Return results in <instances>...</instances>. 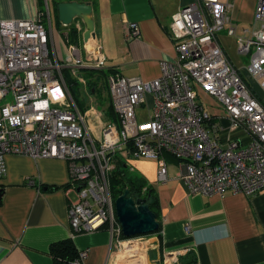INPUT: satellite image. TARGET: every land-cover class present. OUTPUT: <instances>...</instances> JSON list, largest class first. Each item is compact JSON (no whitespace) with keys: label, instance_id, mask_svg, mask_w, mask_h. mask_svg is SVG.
Wrapping results in <instances>:
<instances>
[{"label":"built area","instance_id":"2783aa9c","mask_svg":"<svg viewBox=\"0 0 264 264\" xmlns=\"http://www.w3.org/2000/svg\"><path fill=\"white\" fill-rule=\"evenodd\" d=\"M230 10L229 0H193L178 9L169 23L175 56L160 60L158 77L109 73L117 120L98 122V134L62 73L65 67L72 73L104 69L97 40L89 37L85 57L69 45L71 56L62 63L50 56L47 2L34 19L0 17V185L7 154L66 160L68 188L75 193L68 204L72 234L105 227L115 246L125 239L111 190L120 153L156 159L161 181L167 178L165 153L172 155L184 164L181 178L189 193L264 191V0H257L252 30L238 35ZM226 25L236 34L237 52L249 56L247 76L219 42L217 32ZM128 28L131 37L138 35L136 23ZM199 88L222 113L198 100ZM101 114L95 111L94 117L101 121ZM27 184L35 185L33 177ZM88 255L80 249L70 264H85ZM170 256L165 255L167 264Z\"/></svg>","mask_w":264,"mask_h":264},{"label":"crops","instance_id":"0c3cea01","mask_svg":"<svg viewBox=\"0 0 264 264\" xmlns=\"http://www.w3.org/2000/svg\"><path fill=\"white\" fill-rule=\"evenodd\" d=\"M64 1L91 4L93 38L105 56L103 70L107 75L118 71L149 80L160 75V60L175 56L169 23L178 9L193 0H0V17L34 19L47 2L50 56L64 63L71 56L69 45H77L81 57H85L89 42L84 39L86 27L81 18H76L71 25L59 20L57 5ZM229 1L235 33L240 34L243 29L251 31L252 28L241 26L238 33L237 23L252 22L253 27L257 0ZM129 23L137 24V36L129 35ZM68 70L65 67L62 71ZM79 79L87 84L83 76ZM87 88V96L77 100L69 90L78 108L90 112L87 125L98 134V122L111 120L107 109L112 103L101 107L100 89L94 84L88 93ZM95 111L102 113L101 121L94 117ZM120 156L126 166L132 167L135 176L153 188L158 198L160 229L153 238V248L147 252L148 262L167 264L165 255L170 254V263L178 264V257L191 250L196 264H264V191L250 196L240 192L189 193L181 178L184 164L172 155L165 153L167 178L163 181L157 177L156 159H132L124 153ZM5 161L7 173L0 185V264H57L50 247L67 239L77 251L88 249L85 264H116V246L105 227L72 234L68 204L75 193L68 188L66 160L7 154ZM27 177H33L35 185H28ZM186 224L189 230L185 229Z\"/></svg>","mask_w":264,"mask_h":264},{"label":"rangeland","instance_id":"374dc122","mask_svg":"<svg viewBox=\"0 0 264 264\" xmlns=\"http://www.w3.org/2000/svg\"><path fill=\"white\" fill-rule=\"evenodd\" d=\"M251 23L252 22L240 21L239 23H237L238 24L237 32L240 31L239 29L241 26H246V27L248 26L251 29L252 28ZM228 28L229 26L226 28H222L217 32L220 44L223 46L228 57L237 66L240 72L247 76L246 66L248 65V62H249V56L242 55L237 52L236 34L235 35L229 34ZM68 71L69 72L62 71V73L66 77L69 88L76 100L78 97L81 98L82 96L86 95L85 87L86 88L88 87L87 92L89 93V88H91L95 84V87L97 86L100 89V97H98V102L100 106L101 107L106 106L111 102L112 99L110 95V86L107 80V73L103 71V69H96V68H93V70L92 69H82V70H77L75 72L76 74H71L70 69ZM80 76L84 77L87 84H83V82L80 81L79 79ZM198 92H199L198 100H200L206 106L207 109H209L211 112H214V113H222V109L217 107L214 98H212L203 89L199 88ZM141 108L144 111L143 107ZM142 110L141 109L138 110V114L142 115V112H143ZM155 237H157V234L152 233L148 235H137V236L125 238L124 242L120 246L115 247V251L124 249L125 245L139 248L140 252L145 256L144 264H148L147 263L148 262L147 252L151 251V249L153 248L152 246L154 242L153 238ZM151 253L154 256L155 254L154 251H152ZM136 258L137 256H134V255H125V257L120 258V259L115 257L116 264H138L135 262Z\"/></svg>","mask_w":264,"mask_h":264},{"label":"water","instance_id":"95a60500","mask_svg":"<svg viewBox=\"0 0 264 264\" xmlns=\"http://www.w3.org/2000/svg\"><path fill=\"white\" fill-rule=\"evenodd\" d=\"M59 20L64 25H71L76 18H81L85 24L84 39L94 35V22L91 17L92 6L89 2L64 1L57 5ZM2 190H0V197ZM115 212L121 225L123 236L133 237L148 235L160 229L156 214L150 209L145 198L133 199L125 190L115 199ZM148 264H160L149 261Z\"/></svg>","mask_w":264,"mask_h":264},{"label":"trees","instance_id":"16d2710c","mask_svg":"<svg viewBox=\"0 0 264 264\" xmlns=\"http://www.w3.org/2000/svg\"><path fill=\"white\" fill-rule=\"evenodd\" d=\"M107 113L110 115L111 120H117L112 104L108 106ZM144 187L145 191L143 192ZM0 190H2L1 187ZM111 190L114 198H117L125 190H128V195L133 199L145 198L150 209L156 214V218L158 217V198L153 188L144 180L130 172L120 155H118L115 168L111 173ZM158 231H156L155 234L158 233ZM123 238L128 237L123 236ZM50 252L57 264H70V261L74 259L78 253L70 239L52 244ZM178 264H196L194 252L188 250L185 254L180 255L178 257Z\"/></svg>","mask_w":264,"mask_h":264},{"label":"bare ground","instance_id":"6f19581e","mask_svg":"<svg viewBox=\"0 0 264 264\" xmlns=\"http://www.w3.org/2000/svg\"><path fill=\"white\" fill-rule=\"evenodd\" d=\"M125 255L137 256L135 262L138 264H144V262H145V256L140 252L139 248H135V247H131L129 245H125L124 249L116 251L115 257L120 259V258L125 257Z\"/></svg>","mask_w":264,"mask_h":264}]
</instances>
